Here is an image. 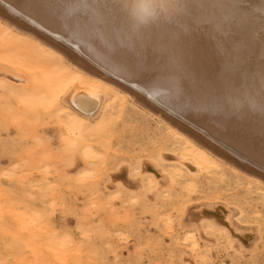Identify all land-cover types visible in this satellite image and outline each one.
Returning <instances> with one entry per match:
<instances>
[{
	"label": "bare ground",
	"instance_id": "obj_1",
	"mask_svg": "<svg viewBox=\"0 0 264 264\" xmlns=\"http://www.w3.org/2000/svg\"><path fill=\"white\" fill-rule=\"evenodd\" d=\"M0 1V127L14 130V143L41 147L37 159L28 152L35 166L51 159L70 165L81 186L123 127L116 119L128 103L160 125L162 143L154 160L138 161L136 178L121 166L125 173L110 174L111 181L121 176L126 187L153 189L154 198L181 177L188 196L200 175L215 182L234 173L260 184L253 191L264 200L262 179L169 118L264 170V0ZM199 205L226 209L215 218L227 228H216L235 251L254 250L256 242L245 245L254 224H242L216 199ZM190 206L182 210V229L191 225ZM195 225L199 238L200 221ZM198 238L181 237L195 251Z\"/></svg>",
	"mask_w": 264,
	"mask_h": 264
},
{
	"label": "rangeland",
	"instance_id": "obj_2",
	"mask_svg": "<svg viewBox=\"0 0 264 264\" xmlns=\"http://www.w3.org/2000/svg\"><path fill=\"white\" fill-rule=\"evenodd\" d=\"M116 120L123 127L110 135L95 158L98 170L81 186L74 184L79 175L67 172L70 165L51 159L35 166L28 152L37 159L41 147L14 143V130L0 127V264H264V200L253 191L260 184L234 173L215 182L200 175L187 196L179 177L152 198L153 189L126 187L121 176L111 181L110 174L125 173L121 166L136 178L138 161L154 160L162 143L160 125L130 104ZM77 163L83 164L80 157ZM214 199L234 209L242 224L256 226L245 242H256L254 250L230 246L216 228H227L215 218L226 209L199 205ZM186 205L191 225L182 229ZM186 232L198 238L197 251L182 241Z\"/></svg>",
	"mask_w": 264,
	"mask_h": 264
},
{
	"label": "water",
	"instance_id": "obj_3",
	"mask_svg": "<svg viewBox=\"0 0 264 264\" xmlns=\"http://www.w3.org/2000/svg\"><path fill=\"white\" fill-rule=\"evenodd\" d=\"M0 5H3L1 1H0ZM19 15L20 14H18V16ZM98 68L101 71H104L101 67L98 66ZM104 72L107 73L106 71H104ZM168 117H169V115H168ZM169 118L173 122L180 125V127L185 129L188 133L193 135L198 141H200V143L203 146H205L207 149L211 150L216 155H218L221 158H223L224 160L232 163L234 166H236L240 170L246 172L247 174L253 175V176L260 178L264 181V170H261L259 167H257L256 164H254L253 162L248 160L243 155H240V154L232 151L228 147H225V145L222 142H220L217 139L211 137L210 135L202 132L201 130L195 128L192 124L185 122V121H183L180 118L175 117V116H170Z\"/></svg>",
	"mask_w": 264,
	"mask_h": 264
}]
</instances>
